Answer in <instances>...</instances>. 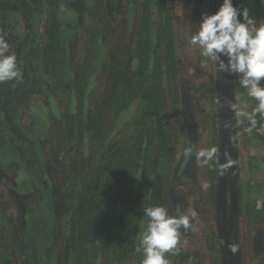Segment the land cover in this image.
Here are the masks:
<instances>
[{
	"label": "rangeland",
	"instance_id": "rangeland-1",
	"mask_svg": "<svg viewBox=\"0 0 264 264\" xmlns=\"http://www.w3.org/2000/svg\"><path fill=\"white\" fill-rule=\"evenodd\" d=\"M68 2L28 0L30 30L24 33L27 26L19 12L10 15L7 34H0L19 58V86L32 85L11 109L14 130L24 141L0 123V264H140L137 236L146 224L143 208L151 205L190 217L192 226L180 230L177 254L166 255L170 264H222L215 235L220 71L185 40L186 31L197 30L201 14L214 13L222 0H201V6L198 0H91L81 25ZM234 4L240 6L242 0ZM57 21L65 48L61 62L52 56L42 59L39 51L50 23ZM142 21L144 31L158 42V56L147 66L143 62L142 72L133 78ZM97 27L107 38L89 85L82 87L92 67L91 30ZM35 56L40 71L34 83L23 60L34 62ZM159 56L161 63L156 62ZM119 61L129 68L124 85L128 104L116 110L112 103L122 84L114 68ZM74 80L79 86H73ZM236 80L229 102L254 115L247 90ZM148 96L156 109L146 113ZM67 103L78 113L70 140L61 117ZM84 104L87 121L98 119L93 131L79 123ZM156 114L168 138L163 157L150 130ZM229 114L234 132L224 204L227 237L237 224L232 263L264 264V130L249 132L248 118L230 107ZM114 146L125 147L121 158ZM128 172L138 182L143 178L142 202H123ZM91 180L98 187L89 192ZM82 224L87 237L79 242L72 233H79Z\"/></svg>",
	"mask_w": 264,
	"mask_h": 264
},
{
	"label": "clouds",
	"instance_id": "clouds-1",
	"mask_svg": "<svg viewBox=\"0 0 264 264\" xmlns=\"http://www.w3.org/2000/svg\"><path fill=\"white\" fill-rule=\"evenodd\" d=\"M185 40L190 48L198 47L203 57L216 62L219 71L237 76L247 96L256 102L255 111L264 116V19L252 18L249 9L234 5V0H222L214 13L201 14L197 30L186 31ZM21 76L15 53L0 37V83L19 82ZM229 107L249 119L247 131L256 128L257 120L250 113L237 111L235 103L229 102ZM143 215L146 224L138 233L136 248L142 253L140 264H170L166 255L177 254L180 230L192 226L189 215L179 209L177 215H170L163 205L145 206ZM196 215L193 210L191 218Z\"/></svg>",
	"mask_w": 264,
	"mask_h": 264
},
{
	"label": "trees",
	"instance_id": "trees-1",
	"mask_svg": "<svg viewBox=\"0 0 264 264\" xmlns=\"http://www.w3.org/2000/svg\"><path fill=\"white\" fill-rule=\"evenodd\" d=\"M68 4L67 7L68 9H70L73 13H75L76 15H78V22H82V17L84 14V11L86 10V5L91 1V0H68ZM99 0H93V2H98ZM198 4L199 6H201V0H198ZM235 5V4H234ZM241 7H247L249 9V14L252 18H259L260 17V13L262 11V4H261V0H242V4L240 5ZM21 13V19L23 21V23L28 24L27 22L29 21V14L32 13L30 8H29V4H28V0H0V34H3L4 36L7 34L8 32V21H9V17L11 14H16V13ZM6 21V22H5ZM146 22L142 21V24L139 25L138 27V39H137V45H138V50H140L139 53V58H138V62H134L132 64L135 75L133 76V78H137L138 74L142 72L143 70V62H145V65L147 66L150 61L155 58V56H158V52H157V45L158 42L155 40L154 35L152 34H148L146 31H144V26H145ZM27 26V30L24 32H28V30H30V28H28ZM98 26V25H97ZM25 42H27V40L30 37V34H28L27 36L25 35ZM106 38H107V34L105 33V31L101 28V27H97L94 28L93 30H91V39L89 42L90 45V50H89V54L92 56L91 59V63H92V67L90 70L89 75L85 78L82 87H86L87 85H89L88 80L90 79L89 76H91L94 72V68H95V64L97 61L98 56H100L101 51L104 48L105 42H106ZM157 42V43H156ZM26 43H24L25 45ZM10 46V44H9ZM64 41L63 38L61 36V27L60 24L57 22H53L50 23L49 27H48V32H47V42L46 44H44V48L39 50L40 52L42 51V56L41 58H49V57H53V58H58L61 62V59L59 58L60 55L63 56L64 54ZM15 52V50H14ZM16 58H17V65L19 64V58L17 57V53H15ZM34 62L32 61V58H27L25 60H23V64L24 69L27 71V73L31 72V74H33V82L35 83L36 81H34L36 79V77L38 76V73L40 71V63H38L39 57L35 56L34 57ZM162 61V57L159 56L156 59L157 63H161ZM59 62V61H58ZM123 64L122 62H117L116 63V67L114 68L116 71H119L121 73V84L122 86L119 88V90L116 93V100L113 101L112 103V108L114 107V109L116 110H120V109H125V107L127 106L128 102H125L124 96H125V92L126 89L125 88V80L127 79V72L129 70L128 66L122 67ZM121 68V69H120ZM92 70V71H91ZM220 73L218 72V78H220ZM132 78V79H133ZM238 81V77L234 76V75H230L228 74V94L230 97V88L231 85L233 83V80ZM73 86H79V84H77L76 80H74V82L72 83ZM28 85V86H27ZM25 87H20L19 83L16 80H12V81H8L5 84H1L0 83V123L2 122L3 124L8 125L10 130H13V133L15 134V136L19 139V140H23V137L17 133L14 130L13 124L16 121V118L14 117L13 112L11 113V109L12 111H15V104L18 101V98L21 94L27 92L29 89L32 88V85H30L29 83L27 84ZM131 87H133V81L129 84ZM66 86V85H65ZM68 88V90H70V87H66ZM78 88V87H77ZM242 89V87H241ZM218 99H217V108L216 110L218 111V118H219V113H220V91H219V82H218ZM122 97V99H121ZM151 96H148V101H150ZM249 100L253 103L254 108H255V104L256 102L254 100H252L251 98H249ZM147 108L145 109L146 111H149V108H153L156 109V106H154L153 104H150L149 102L147 103ZM88 104V103H87ZM84 104L81 106L80 110H78L79 114H81L82 119L80 120V125L81 126H86L87 125V129L90 130H94L93 128L95 127L94 124L97 123L98 119L95 118L92 122L87 121V118L84 116V112H87V107L88 105ZM147 113V112H146ZM78 113H73L70 109H69V104L67 103V106L62 110V115L61 117L63 118L64 121V127L66 129V139H71L72 136V128H74L75 126V121L77 118ZM84 116V118H83ZM256 120H257V126L255 129H253V131L255 132H261L264 130V116H261L258 112H255L254 115H252ZM98 118H101V115H98ZM78 123V124H79ZM230 123V134L232 135V132H234V128L232 126V120L230 119L229 121ZM153 127L151 130V133L153 134L154 138H156V145L155 149L158 152V156L163 157L164 155V151L166 150L165 146L167 144L168 138L165 135L164 130L162 129V125L159 123V116H157L156 114V119L153 123ZM247 126L250 127V121H247ZM221 140V138H220ZM16 142L15 139L10 138V142ZM24 141V140H23ZM154 142V141H153ZM221 142V141H220ZM219 142V143H220ZM114 148L116 149V154L119 158H121L122 156V152L125 150V147H116L114 146ZM124 149V150H123ZM137 149V155H139V146L136 148ZM123 150V151H122ZM121 156H120V155ZM234 154V153H233ZM234 157V156H233ZM232 161V159H231ZM107 165L106 167L108 168L111 163V161H106ZM129 167L131 168V165L129 164ZM120 172H123L125 170V167L122 169L121 165L120 167L117 168ZM218 169H219V156L217 157V171H216V177H217V181H218ZM128 171H130V169H127ZM229 178V176H228ZM124 179V177H123ZM138 177L135 175H133L132 173L129 174V172L126 174V178L124 179L123 182V195H122V199L123 202L125 200L129 201V202H142V200H144V195H143V188H144V183L142 185V181L143 178L140 179V181L138 182ZM228 183V181H227ZM94 181L91 180L89 183V186L86 185V188L88 189V191L90 192V190L95 189L96 187H98V183H96V186H94ZM137 186V187H136ZM217 186V185H216ZM153 197V194H152ZM151 195L149 196V204H151V202L154 200V198H152ZM122 202V203H123ZM225 214H226V210H225ZM226 216V215H225ZM82 222V220H80ZM225 222H226V217H225ZM81 230L80 232H73L72 236L74 237L75 235L78 236L79 238V242L80 240H82V238H86V233L84 232L83 228V224L80 226ZM237 233V224L234 223L233 225V230L232 233L230 234V236L228 237V245H229V249L230 252L232 253V238L236 235ZM215 235H216V239H217V244L220 247V243H219V239H218V233H217V223H216V230H215ZM71 236V238H72ZM123 240H119L117 243L120 244V246H122ZM74 243V240H73ZM221 254V253H220ZM222 257V255H221ZM20 258V257H19ZM232 260V258H231ZM20 261H24L23 259H20ZM13 261H11L10 263L12 264ZM39 264H42V262L40 263V260L38 261ZM223 264V262H222ZM233 264V263H232Z\"/></svg>",
	"mask_w": 264,
	"mask_h": 264
},
{
	"label": "water",
	"instance_id": "water-1",
	"mask_svg": "<svg viewBox=\"0 0 264 264\" xmlns=\"http://www.w3.org/2000/svg\"><path fill=\"white\" fill-rule=\"evenodd\" d=\"M220 153L216 194V223L223 264H232L225 222V193L230 171L232 152L230 134L228 74L220 71Z\"/></svg>",
	"mask_w": 264,
	"mask_h": 264
},
{
	"label": "crops",
	"instance_id": "crops-1",
	"mask_svg": "<svg viewBox=\"0 0 264 264\" xmlns=\"http://www.w3.org/2000/svg\"><path fill=\"white\" fill-rule=\"evenodd\" d=\"M261 4H262V11L260 13V17L259 18H254V19H258V20L259 19H264V0H261Z\"/></svg>",
	"mask_w": 264,
	"mask_h": 264
}]
</instances>
